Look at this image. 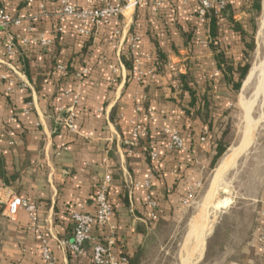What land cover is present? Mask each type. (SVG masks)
<instances>
[{"label": "crops", "instance_id": "obj_1", "mask_svg": "<svg viewBox=\"0 0 264 264\" xmlns=\"http://www.w3.org/2000/svg\"><path fill=\"white\" fill-rule=\"evenodd\" d=\"M167 3L164 0L161 8ZM230 3L234 20L239 22V2ZM48 6L56 8L53 2ZM178 7L181 17L194 13L191 6ZM167 12L162 9L158 16H124L118 23L99 29L88 41L77 38L72 23L57 33L53 22L42 21L37 30L53 44L45 55H39L37 45L29 47V74L8 61L0 42V264H44L38 233L47 239L57 264H93V245L104 241L106 231L94 227L83 253L75 254L69 248L71 216L75 212L94 213V196L107 176L111 222L116 226L115 253L126 254L128 264H159L161 257L168 256L167 247L175 236L164 229L174 226L186 212L184 199L201 187L210 172L214 141L220 131L217 133L216 121L208 131L199 117L190 116L199 104L196 100V106L189 107V93L181 90L170 74L172 66L183 67L186 58L175 57V63L171 41L156 36ZM193 24L200 28L204 23L194 18ZM116 29L119 34L113 36ZM131 33L140 38L137 50L142 53V67H161L154 81L140 85L129 77L122 57L127 58ZM180 43L182 48L189 46L184 39ZM202 46L212 56L207 44ZM57 64L69 67L66 77L54 70ZM181 67L178 72L184 75ZM84 69L87 73L77 79ZM213 73L215 80L221 81L222 76ZM2 75L10 77L12 83L8 85ZM191 93L201 98L216 91L199 87L197 92L191 88ZM136 104L143 107L137 115ZM70 109L74 131L63 122ZM136 121L144 131L131 146ZM166 130L181 135L183 150H167ZM149 149L157 153L155 161L148 159ZM253 181L250 191L254 194L245 198L244 208L232 204L219 218L199 257L200 264H264V249L256 241L264 225V171ZM11 194L35 206L36 229L24 208L13 217L7 216ZM148 196L155 200V208L148 205ZM208 256L210 263L206 262Z\"/></svg>", "mask_w": 264, "mask_h": 264}, {"label": "rangeland", "instance_id": "obj_2", "mask_svg": "<svg viewBox=\"0 0 264 264\" xmlns=\"http://www.w3.org/2000/svg\"><path fill=\"white\" fill-rule=\"evenodd\" d=\"M246 1L248 0H238L239 9H241V6H244L243 2L246 3ZM260 7V13L256 17H254V13L252 15L243 11L244 8L239 10L237 14V19L238 17L240 18L239 23H241L248 33L244 38L246 46L240 42L239 37L233 34L225 24L221 25V48L225 52L228 61L232 63L233 81L235 83L239 81V71L242 68L247 66L248 74L252 67L258 65L259 62L264 59V30H259L262 0L260 2ZM179 10V7L176 5L175 7L172 6L168 8V12L166 13L167 16L155 30L158 32L156 36L160 38L165 37L166 42L171 41L172 56H174V58H186L183 67H181L182 65L180 66V71L184 74V83L187 87L194 88L196 92L199 87L216 91L215 94H212L213 96L210 95L208 97L211 104V120L212 122L216 121V127L220 125L222 128H225V144H227L228 148L217 161L214 169L206 174L201 187L192 194L189 204L185 205L187 207L186 212L181 214L174 226H169L164 229L166 233H173L175 237L167 247L168 256L165 255L161 257L159 264H200L198 262L199 257L203 255L207 246V241L215 231V227L221 215L232 204L244 208L247 203L245 198L254 194L253 191H250V186L254 183L253 180L264 171V98L261 97L256 101L250 114L253 120L258 121L255 126L253 141L249 145L250 147L248 146L249 148L247 147L248 149L246 148L244 150V152L247 151L243 153L238 158L235 165L225 173L218 186V191L212 199H209L208 190L215 170L224 156H226L233 147L237 146L243 137L245 111L242 100L245 99L249 101L253 97L256 78H254L244 90L242 89V85L247 74L241 81L238 90L231 86H227V83L222 79L221 81L218 79L215 80L211 73L214 72L215 74H213L215 76L218 73L212 61V56L209 54V50H206L202 46L207 44L209 37L205 24H202L204 27L202 26L200 28L193 26L194 18H196L195 15L188 14L185 17H181ZM138 11L140 12V10ZM133 13H131V10L126 11L125 16L129 17ZM191 13H193V11ZM198 21L200 22V20ZM184 29L185 31H183ZM251 37L253 39V47L249 49L247 45L251 43ZM182 39L188 41V47L182 48L180 46ZM176 58L174 60L175 63H177ZM178 67L172 66V70L169 71L170 74L172 73L174 75H172V78L176 81L177 86L180 87L181 82L178 79L180 67ZM204 77H206L205 80ZM209 77L211 79H209ZM197 99H199V97H197ZM218 132L219 129L217 130V133ZM225 197L230 199L229 205L216 209L215 205L217 202ZM203 211L206 213V224L210 226V230L204 237L202 253L199 254L196 252L192 255L190 253L193 251L195 245V237L189 235L190 227L193 222L195 224L200 220ZM211 261V257L208 256L206 262L210 263Z\"/></svg>", "mask_w": 264, "mask_h": 264}, {"label": "built area", "instance_id": "obj_3", "mask_svg": "<svg viewBox=\"0 0 264 264\" xmlns=\"http://www.w3.org/2000/svg\"><path fill=\"white\" fill-rule=\"evenodd\" d=\"M4 2L6 0H0ZM24 4V13H14L12 10H6L0 7V37H4V51L5 57H12L15 53L16 45L14 43V36L9 32L13 29H21L24 32L17 41L23 45H37L43 51H49L53 44V40L46 36L44 32L37 30V25L41 21H50L54 23V29L57 33H62L64 25L72 23L75 25V33L80 37H90L95 35L99 29L112 24L114 21L125 16V12L131 10V13L136 10L151 9L154 13L161 8L164 0H83V6L75 5L72 0H17ZM182 4L192 2L196 6L197 18L200 22H204L205 15L212 11L218 14L225 8L229 0H179ZM55 3L56 8L50 9L49 3ZM38 22V23H37ZM37 23V24H35ZM115 35L119 31L114 32ZM140 38L137 34H133L129 38L130 48L133 51V70L131 72V79L138 84L142 83L144 79L154 80L156 74L153 68H144L141 65L142 53L137 50V45ZM56 70L62 75L67 76L68 71L65 66L58 64ZM112 72L115 73V68L111 67ZM87 70H83L77 74V79H81ZM2 80L11 84L9 78L5 75L1 76ZM11 90V88H8ZM143 107L141 104L134 106V114L141 113ZM150 114V113H148ZM74 114L70 109L67 117L64 119V126L69 131H74ZM13 121V119H11ZM142 124L136 121L132 127L130 134L129 145L140 137L143 132ZM167 134V150L181 151L185 148L184 140L176 131L166 130ZM3 133L0 131V139ZM157 153L151 150L149 157L151 161L157 159ZM109 176L105 181L98 186L94 196V213L75 212L71 218L73 221V237L69 245L70 250L75 254L83 253L84 244L92 239L91 233L94 227L105 229L106 236L104 241L95 243L92 248V262L93 264H128V259L115 253V237L116 226L111 222L113 209L108 200V183ZM146 186L148 184L146 183ZM192 194H189L184 199L183 204L188 205ZM147 203L150 207L155 208V200L147 197ZM19 208H24L30 213L31 224L35 228L37 217L35 215V206L21 199L20 197L11 194L6 204V214L9 217L16 215ZM152 219L156 216L152 214ZM36 229V228H35ZM37 239L40 243V256L44 264H57L55 257L52 255L47 239L38 233ZM256 241L258 247L264 249V225H262L257 233Z\"/></svg>", "mask_w": 264, "mask_h": 264}, {"label": "trees", "instance_id": "obj_4", "mask_svg": "<svg viewBox=\"0 0 264 264\" xmlns=\"http://www.w3.org/2000/svg\"><path fill=\"white\" fill-rule=\"evenodd\" d=\"M72 2L77 5V6H83V0H72ZM260 2L261 0H248L246 1V3L243 2L244 6H241V9H243V11H245L247 14H252L254 13V17H256L261 10L260 7ZM168 5L166 7L163 8H159V10L156 13H153L151 11V9L147 8L144 10H140V12L137 10L135 13L137 14H143V15H150L151 13L155 16L160 15V11L162 9H167L172 6L175 7L176 6H191L193 7V11H194V15H195V19L197 20V13H196V6L192 3L189 2L187 4H182L179 0H168ZM9 5V6H8ZM0 7L5 8L6 10H12L11 8L13 7L15 12L14 13H18L16 11H20L24 8V4L21 3L20 1L17 0H6L4 2L0 1ZM239 9V10H241ZM234 14H235V10L232 8V4L230 3V1L227 3V5L225 6V8L223 10H221L218 14H214V12L209 11L206 15H205V19H204V23L207 28H208V40H207V46L210 49L211 53H212V57L214 60V64L216 67V71L222 76V80L225 81L227 83V86H231L234 89L238 90L241 84V81L244 79V77L247 74V69L248 67H244L239 71V81L237 83H235L233 80V67H232V63L228 61V58L225 54V52L222 50L221 48V43H220V38L222 36V30H221V25H226L233 34L237 35L240 39V42L242 44L246 43L244 42V38L245 36L248 34L247 31L244 29V27L241 25V23L237 22L234 20ZM251 16V15H249ZM119 21V19H118ZM118 21H116V23H118ZM115 22V21H114ZM38 23V22H37ZM35 23V24H37ZM41 23V21L39 22ZM118 25V24H117ZM116 25V26H117ZM117 30V29H116ZM13 36H14V43L16 45V51L14 53V55L12 57H6L8 59L9 62H13L15 65L19 66L18 68L23 71L24 73L29 74V72L27 71L28 66V59H29V53L27 50H29V47L33 44H29V45H23L21 43H19L17 40L22 36V34H24L23 30L21 29H13L9 31ZM115 32V31H114ZM113 32V36H115ZM148 34L150 35L151 32H148ZM75 35L77 36L78 39L80 40H89L90 37H80L79 35H77L75 33ZM133 35V33L130 34V36ZM185 43H188L187 40H185ZM0 42L3 43L4 42V37L1 36L0 37ZM152 42L155 45V47L158 48V44L157 41L155 40V38H152ZM128 45H129V51H128V55L127 58L126 57H122L123 62H124V66L126 67V69L129 71V77L131 78V72L133 70V51L130 49V42L128 40ZM249 49H252L253 47V39L251 37V43H249V45H247ZM48 51L44 52L42 49H39L38 53L39 55H45L47 54ZM157 55L163 58V54L161 52L160 49H157ZM19 63V64H18ZM58 65V64H57ZM54 66V70H56V66ZM66 70L69 72V67L64 65ZM153 68L156 76L159 75V73L161 72V67L153 64V66L151 67ZM6 71V70H5ZM57 71V70H56ZM6 73H9L8 71H6ZM11 74V73H10ZM63 77H66L64 75H62ZM10 78V77H8ZM178 79L181 82L180 85V89L183 91H186L189 93L191 101L189 102V107L190 108H194L196 106V100L199 104V107L197 109H194L193 114L190 115L192 116H196L199 117L204 123L207 124L208 126V131L211 130L212 127V120H211V113H210V108H211V104H210V100H209V96L204 95L203 97L197 99V97L194 96L193 93H191V88L187 87V85L184 83L185 79L183 77V75H179ZM152 80L150 79H144V81L142 83H139L140 85L145 83V82H150ZM154 81V80H153ZM203 103V106H200ZM190 111H187L186 114L189 115ZM216 127V126H215ZM219 131H220V135L217 139H215L214 144H215V155L213 156L212 160L210 161V164L208 166L209 171H211L212 169H214L217 161L222 157V155L224 154V152L226 151V149L228 148L227 144H225V136H226V132H225V128H222L220 125L217 126ZM179 134V133H178ZM180 135V134H179ZM181 136V135H180ZM182 138V137H181ZM168 140V138L166 139ZM167 143V141H166ZM185 143V142H184ZM150 149L148 150V159L150 160L149 157V153H150ZM175 152V151H173ZM151 161V160H150ZM115 249V246H114ZM120 256H124L127 258L126 254H120Z\"/></svg>", "mask_w": 264, "mask_h": 264}, {"label": "bare ground", "instance_id": "obj_5", "mask_svg": "<svg viewBox=\"0 0 264 264\" xmlns=\"http://www.w3.org/2000/svg\"><path fill=\"white\" fill-rule=\"evenodd\" d=\"M259 30H264V0H262V13L259 24ZM256 78L255 87L253 89V97L247 101L245 99L242 100L243 108L245 111V127L243 132V137L239 144L233 147L226 156L222 159L221 163L215 170L211 185L208 190V198L212 199L216 192L218 191V186L229 169H231L238 157L244 152V150L252 143L254 138L255 126L258 121L253 120L250 117L251 111L259 98H264V59L259 62L258 65H255L248 72L242 89L244 90L247 86ZM230 203V199L225 197L217 202L216 209L223 208ZM198 220V219H197ZM197 222V221H196ZM208 224H206V213L203 211L200 220L191 225L190 234L195 237V245L193 251L190 254H195L196 252L201 254L204 247V237L210 230V226L208 228ZM191 255V256H192ZM189 257V256H188Z\"/></svg>", "mask_w": 264, "mask_h": 264}]
</instances>
